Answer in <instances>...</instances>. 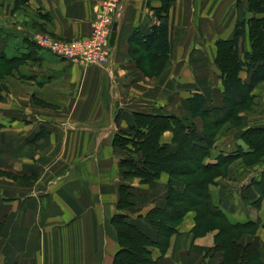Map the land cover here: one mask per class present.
I'll return each mask as SVG.
<instances>
[{
  "label": "crops",
  "instance_id": "crops-1",
  "mask_svg": "<svg viewBox=\"0 0 264 264\" xmlns=\"http://www.w3.org/2000/svg\"><path fill=\"white\" fill-rule=\"evenodd\" d=\"M17 1L27 8L24 14L15 12L28 21L16 27L22 36L44 33L75 40L90 34L105 0ZM163 1L120 0L107 65L70 62L35 45V101L32 94L0 95V264H114L121 248L112 218L122 185L129 187V202L136 208L128 221L152 242L157 240L158 231L147 216L167 206L171 188L182 194L184 180L168 173L151 182L124 176L123 159L131 155L139 161L143 154L132 143L114 145L115 139L120 132L135 136L136 114L187 118L202 132V120L193 119L187 103L191 93L177 92L178 73L187 70L188 78L200 83L194 92L207 98L209 110L221 108L222 82L215 89L210 84L213 44L218 38L230 39L235 24L248 18L244 0H169L171 57L161 75L150 77V66L137 64L134 54L142 50L130 38L137 31L149 34L162 22L156 10ZM10 2L1 19L11 14ZM242 41L241 51L249 52L248 36ZM10 78L15 77L5 84ZM262 91L264 82L254 93L264 99ZM226 137L232 135L222 139ZM222 139L211 149L216 160L211 162L238 147L233 138L227 144ZM172 141L169 131L161 137V144L175 151ZM262 178L264 167L239 181L240 188L219 177L209 192L231 224L260 220L256 233L244 235L241 242L264 253V200L259 210L251 206L260 197L252 181ZM196 226V212L190 211L163 255L157 246L149 247L152 259L157 264L222 263L223 253L215 251L219 231L211 227L198 235Z\"/></svg>",
  "mask_w": 264,
  "mask_h": 264
},
{
  "label": "trees",
  "instance_id": "trees-1",
  "mask_svg": "<svg viewBox=\"0 0 264 264\" xmlns=\"http://www.w3.org/2000/svg\"><path fill=\"white\" fill-rule=\"evenodd\" d=\"M169 7L170 1L164 0L163 6L156 10V16L165 19V22L154 24L149 34L137 31L130 38V43L142 50L141 55L134 54L137 64L146 62L150 66L146 74L150 77L161 75L171 57L170 29L167 22ZM247 11L255 13V16L236 24L232 42L219 41L220 47L232 43L233 51L230 55L236 59V68L246 74V79H233L230 74L226 76L225 73L226 77L222 80L221 108L209 110L207 98L199 92L191 94L187 99L193 119L202 120V132L195 122L187 118L136 114L133 129L135 136L126 138L129 135L120 132L115 139L114 145L125 148L128 143H132L135 151L143 154L139 161L131 155L123 159L122 165L126 169L124 176L140 177L144 182H151L162 173H168L173 177L182 178L185 190L181 194L171 188L167 206L154 208L148 214L149 223L158 231L157 240L152 242L145 233L128 221L130 215L136 213V208L129 202V187L121 186L118 212L112 218L121 248L115 256L114 264H132L131 259L135 256L133 248L138 250L139 264H157L151 257L149 247L157 246L163 255L169 246V239L177 231V225L190 211L196 212L195 229L198 235L206 234L211 227L219 231L216 235L215 251L222 252L224 257L223 262L219 264H264V253L259 248L253 243L241 242L244 235L256 233L258 222L231 224L223 212L211 202L209 186L215 179H203L198 171L204 170L205 175H210L216 169L227 167L231 162H243L247 161V158L256 159L258 151H264V129H253L252 133L258 137H244L248 150H245L244 144L238 143L239 153L220 155L216 164L209 163L202 166V169L198 167V163H205L211 156V149L216 143V129L222 124L236 120L237 113L254 98L255 88L264 82V17L258 16L264 14V0H247ZM247 36L250 51L242 50V54H239V42ZM215 66L221 71L224 70L220 54ZM41 105L48 106L45 102ZM167 131L173 134L172 144L176 146L175 151H172L169 145L161 144V137ZM39 136L41 137L40 134L37 137ZM130 153L132 154L131 151ZM252 185L256 186L260 193V197L253 204L261 206L264 200V178L260 181L253 180Z\"/></svg>",
  "mask_w": 264,
  "mask_h": 264
},
{
  "label": "rangeland",
  "instance_id": "rangeland-1",
  "mask_svg": "<svg viewBox=\"0 0 264 264\" xmlns=\"http://www.w3.org/2000/svg\"><path fill=\"white\" fill-rule=\"evenodd\" d=\"M6 1L8 2L11 1L10 3H12L13 5H12L11 14L9 12L6 13L7 20L0 18V83H1L0 95H2L3 93L4 94L10 93V95H13V97L15 98V95L19 93H24L26 95L32 94L33 95L32 98L35 101L34 34L30 36V38L25 37L22 36L19 33V30L16 28L19 25L22 26V24L27 23L28 21L26 22V20L21 16H16L17 14H15V12L20 10L19 12L21 14H24L22 10L27 11V8L23 4L21 5L20 4L21 2L19 1H17L18 3L16 4L14 0H4L0 2V17H2L5 11H7ZM244 2L247 6V0H244ZM247 13H248V17L255 16L254 15L255 13H249V12ZM28 14L29 17L30 15H32L30 11ZM258 16L264 17V14H260ZM161 21L162 22L160 23H163L166 20L162 19ZM234 32L235 31H233V34L230 37V39L218 38L215 44H213V50L215 49L216 51L214 64L217 58H219V54H220V59L224 65V70L221 71L220 69L217 68V66L213 64L215 66V68L212 70L214 81L213 83L210 82V84L213 86L214 89L217 87V84H219L218 82L219 81L222 82V80L226 76H228V74H230V76L233 77L234 79L236 77H241V75L244 73V72L241 73L237 70L236 59H234V57L230 55V53L232 54L233 51L232 43H230V45H223L222 47H220L219 45V41H224V40L231 41L233 39ZM193 41L191 38L189 40V45L193 46L194 45ZM242 42L243 41L240 40L238 45L239 54L241 52ZM225 73H227V75ZM172 76L175 77V74ZM178 76L181 83L180 84L178 83V85H176L177 92L179 90H182L181 92L183 93L194 94L195 93L194 91L197 90V87L199 86L200 83H197L193 79L188 78L187 70H183V71L180 70ZM9 77H15V78H10L5 84V81ZM32 78L34 80H32ZM254 91H253L254 98L237 113L236 120L222 124L216 129L215 131V135H217L216 142L218 140H221L223 136H227L228 134H231L232 135L231 138L226 137L225 140L222 139L225 142V144L229 143V141L232 140L233 138L234 141L232 140V142H235L236 144L242 143L245 145V150H248L249 147L244 143L246 142L244 137L248 136L251 138H256V136L258 137V135L252 133L253 131L251 130L264 129V99L261 98V96H256ZM262 93L264 94V91H262ZM229 131L232 132L230 133ZM234 153H239L238 147H235L233 154ZM230 154L232 155V153ZM257 155L258 157H256V159L247 158V161L237 162V163L231 162L227 167L222 165L223 168L216 169L214 173L211 172L210 175H205L204 170H198L200 172L199 176L203 179L206 178L208 180L209 179L217 180L219 177L225 178L224 182H228L231 187L240 188L239 181H243L247 179L255 171H259L260 169L263 170L264 151H258ZM210 160H215L212 154L210 157L206 159L205 163H203L202 161L198 163V167L202 169V166L207 165L211 162ZM215 161H212L210 164H216L217 162ZM211 202L213 203V201ZM251 206L259 210V205L256 206L255 204L252 203ZM257 222L259 225L261 224L260 220H257ZM133 252L135 256L133 259H131V263L139 264L137 260L139 257L138 250L136 248H133Z\"/></svg>",
  "mask_w": 264,
  "mask_h": 264
},
{
  "label": "built area",
  "instance_id": "built-area-1",
  "mask_svg": "<svg viewBox=\"0 0 264 264\" xmlns=\"http://www.w3.org/2000/svg\"><path fill=\"white\" fill-rule=\"evenodd\" d=\"M120 0H105L92 24L89 35L75 40L35 34V44L54 56L83 65H107L110 61V38Z\"/></svg>",
  "mask_w": 264,
  "mask_h": 264
},
{
  "label": "water",
  "instance_id": "water-1",
  "mask_svg": "<svg viewBox=\"0 0 264 264\" xmlns=\"http://www.w3.org/2000/svg\"><path fill=\"white\" fill-rule=\"evenodd\" d=\"M116 36H117V23H114L112 34H111V40H110L111 46L114 45Z\"/></svg>",
  "mask_w": 264,
  "mask_h": 264
}]
</instances>
